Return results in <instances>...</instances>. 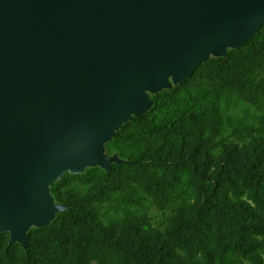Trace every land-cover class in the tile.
<instances>
[{
	"label": "trees",
	"instance_id": "16d2710c",
	"mask_svg": "<svg viewBox=\"0 0 264 264\" xmlns=\"http://www.w3.org/2000/svg\"><path fill=\"white\" fill-rule=\"evenodd\" d=\"M66 172L27 243L0 233V264H264V22Z\"/></svg>",
	"mask_w": 264,
	"mask_h": 264
},
{
	"label": "water",
	"instance_id": "95a60500",
	"mask_svg": "<svg viewBox=\"0 0 264 264\" xmlns=\"http://www.w3.org/2000/svg\"><path fill=\"white\" fill-rule=\"evenodd\" d=\"M264 0H0V233L27 243L49 186L209 56L252 39ZM215 52V53H214Z\"/></svg>",
	"mask_w": 264,
	"mask_h": 264
},
{
	"label": "rangeland",
	"instance_id": "374dc122",
	"mask_svg": "<svg viewBox=\"0 0 264 264\" xmlns=\"http://www.w3.org/2000/svg\"><path fill=\"white\" fill-rule=\"evenodd\" d=\"M215 53V52H214ZM216 54V53H215ZM214 54V55H215ZM148 93H153V92H148ZM102 145H103V143L102 142H99V144H98V148L101 150L102 149ZM32 225H35L34 223L32 224Z\"/></svg>",
	"mask_w": 264,
	"mask_h": 264
}]
</instances>
